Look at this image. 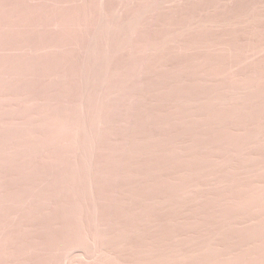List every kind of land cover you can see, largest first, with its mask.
<instances>
[{
    "label": "rangeland",
    "instance_id": "rangeland-1",
    "mask_svg": "<svg viewBox=\"0 0 264 264\" xmlns=\"http://www.w3.org/2000/svg\"><path fill=\"white\" fill-rule=\"evenodd\" d=\"M0 264H264V0H0Z\"/></svg>",
    "mask_w": 264,
    "mask_h": 264
}]
</instances>
